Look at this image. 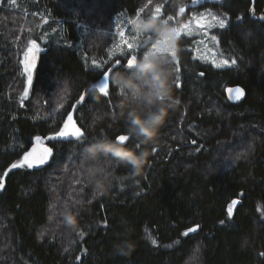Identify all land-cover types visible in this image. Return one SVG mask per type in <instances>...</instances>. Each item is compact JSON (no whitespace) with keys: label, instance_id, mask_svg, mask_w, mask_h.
<instances>
[{"label":"trees","instance_id":"16d2710c","mask_svg":"<svg viewBox=\"0 0 264 264\" xmlns=\"http://www.w3.org/2000/svg\"><path fill=\"white\" fill-rule=\"evenodd\" d=\"M17 1L0 4V264H264V217L257 210L264 206V21L251 17V0L205 3L227 20L210 30L219 56L236 63L204 62L181 36V87L174 84L180 104L155 144L145 146L149 156L139 175L112 160L101 163L113 177L103 195L86 178L79 146L46 137L62 126L60 105L70 111L95 83L92 60L108 59L116 14L134 19L146 0ZM179 2L161 1L162 13L176 14L185 3ZM263 9L264 0H254L253 14ZM45 16L50 21L43 25ZM57 26L42 44L25 96L20 41H41ZM236 84L246 95L230 103L224 89ZM97 92L79 108L89 139L127 134L126 122L108 115L122 95L118 86L111 104L97 103ZM36 136L53 148L55 161L5 176ZM66 205L78 213L75 229L61 223ZM195 225L196 232L182 236ZM145 228L159 244L143 237Z\"/></svg>","mask_w":264,"mask_h":264},{"label":"clouds","instance_id":"9594fccd","mask_svg":"<svg viewBox=\"0 0 264 264\" xmlns=\"http://www.w3.org/2000/svg\"><path fill=\"white\" fill-rule=\"evenodd\" d=\"M136 31H151L160 39V47L175 45L179 51L175 26L163 19L151 15L137 18ZM175 69L169 62L167 55L152 53L151 50L139 56L134 66L129 70H118L112 80L116 82L118 91L123 88V95H119L114 102L115 112L108 115L115 119H122L127 124V135L134 144L119 143L115 138L106 135L92 139L91 143L79 147L82 161L87 167L85 175L98 195L110 191L113 177L107 173L101 163L112 160L131 170V177H135L143 170L149 151L145 146L155 144L161 128L167 122L169 115L180 104L174 88ZM93 99L100 103L102 96L99 92ZM98 120L102 117H97ZM61 223L69 229L77 227L78 213L72 209H64L61 213ZM75 221L70 222V219ZM127 248L131 247L128 242ZM126 247L120 245L121 251Z\"/></svg>","mask_w":264,"mask_h":264},{"label":"snow or ice","instance_id":"6c2138e0","mask_svg":"<svg viewBox=\"0 0 264 264\" xmlns=\"http://www.w3.org/2000/svg\"><path fill=\"white\" fill-rule=\"evenodd\" d=\"M12 3L15 2V0H11ZM193 4L199 3V0H192ZM151 3V0H149V4ZM149 5L146 4L144 7L140 8L137 12L136 19H131L128 21V23L131 25V27L135 30L136 29V20L141 16V14L145 13V9L148 8ZM185 12V7L181 6L179 8V13L177 16L181 13ZM149 16V15H148ZM151 16L163 19L169 24L176 23L179 26H175V32L176 36L178 38L181 37V34L184 33L186 36L191 37L194 34V27L195 30L200 31L201 29L207 30L210 28H213L215 26H218L219 28L223 29L226 27L227 21L224 19H219L215 16V14L208 12V13H192V16L189 18V20L185 23H180L177 19V16L173 15H167L166 17L162 13V5H157L155 8V11L151 14ZM205 16H211L212 22L202 23V20L205 18ZM118 29V35L120 37V43L117 45H114V47L119 49L120 56L117 57L115 52L112 48L108 49L107 55L108 59L101 60L99 63L94 59L92 60V64L95 66L91 75L95 83L92 84V87L87 91V93H80L79 98L75 100V103L71 105L72 111L64 110V105H60L61 111L59 113L60 119L62 120V126L59 127L58 131L53 132L51 135L46 137L47 141L49 143H56L59 142H65V143H74L78 145L80 148H82L85 144L91 143L92 139H89L87 129L83 125L82 120L83 117L79 115V108L83 107L87 102L88 99L91 98V93L95 90H98V92L101 94L102 98L108 103L111 104V101L113 99L112 97V88L117 85L116 82L112 80L113 74L118 70H129L131 69L137 58L144 54V49L142 45H150L151 52L155 54L160 55H167L169 57V62L171 65H175V73L176 79L174 80V84L177 88L181 87V81L179 79V60H178V52L176 50L175 45H172L170 47H160L158 44V41L160 39H167L165 37H158L151 31H136L135 34L131 35L128 39H125V32L120 27V25H117ZM216 37L212 36L211 40L216 41ZM40 51L39 46L37 45L36 41L33 40L31 42V47L28 48V51L24 54L25 60L23 61L25 65V72L27 73V83L29 87L33 85V73L32 69L35 67V61H36V53ZM225 64L228 63V61L224 62ZM232 64H235L236 61L233 59L231 61ZM202 76L203 73H200ZM229 91H235L240 94V96L235 97V99H239L244 95V91L241 88L236 89H230ZM29 92V88L24 89V95L27 96ZM121 94L123 95V88L121 86ZM64 95H68V86H65V93ZM63 99V97H62ZM75 114V117H74ZM66 116V119L64 117ZM79 122V123H78ZM119 143H125L130 144L131 143V137L127 135L126 133H121L114 137ZM35 141L39 142L42 138L37 136L34 138ZM94 139V138H93ZM155 151V148L153 149ZM56 157L53 155V148L52 147H43L40 148L38 145L33 146V148L30 151L24 152L21 159L15 161L10 165V167L6 170L4 173L5 176L8 175L9 172H11L14 169H27L31 170L34 167H41L48 165L49 160L55 161ZM87 178V177H86ZM4 183L3 179L0 178V190H3ZM76 203H79L77 201ZM237 200H233L231 202V205H229L228 208V216L229 219L232 217V205L237 204ZM68 206L66 205L64 209H67ZM51 219V217H49ZM70 222L74 223L75 221H72L71 218ZM221 224H224V221L220 222ZM199 227V225L196 226V228H189L186 232L182 233V236L187 237L189 233L196 231V229ZM82 235V234H81ZM152 243L155 244L156 241L152 240ZM198 251V249H197ZM264 255V254H262Z\"/></svg>","mask_w":264,"mask_h":264},{"label":"rangeland","instance_id":"374dc122","mask_svg":"<svg viewBox=\"0 0 264 264\" xmlns=\"http://www.w3.org/2000/svg\"><path fill=\"white\" fill-rule=\"evenodd\" d=\"M5 1L11 7L12 6L17 7L19 5L17 0H15L14 3H12L11 0H0V4L4 3ZM161 1H164V0H151V3L149 4V0L148 1L146 0L144 4L145 5L148 4L149 7L145 9V13L141 14L140 17L144 18V17H147L148 15H151L155 11L156 6L161 4ZM178 1L185 2L182 4V6L185 7V12L181 13L177 16V14L179 13V10H177L176 11L177 13L173 14V16H177V19L180 23L187 22L189 20V18L192 16V13H201V12H204V13L211 12V13L215 14V16L217 18L226 20L225 16H223V13H221L219 11H217V12L213 11L212 9L208 8L205 4L206 2H214V1H218V0H201V1L199 0V3H197V4H193L192 0H187V1L178 0ZM200 7H203V8H200ZM15 9L16 8H13L12 10H15ZM163 14L165 17L167 16V14H165V13H163ZM44 19H45V21H44L43 25H46L45 23L49 22L50 18L45 16ZM134 19H136V18H134ZM128 21H129V19L124 15L123 12H120V13L116 14V16H115L114 32H115L116 38H115L114 42H112L110 44L109 48L113 49L116 56L121 55L119 52V49L114 47V45H117L120 43V37L118 35L117 25L119 24L120 27L124 30L125 39H128L131 35L135 34V30L131 27V25L128 23ZM207 22L214 23L211 16H205V18L202 20V23H207ZM172 25L177 26V27L179 26L176 23H173ZM226 25H227V23H226ZM193 27H194V34H193V36H191L189 38H190V43L192 46V51H193L195 57H197L198 59H200L204 62L211 63L215 67H225V66L230 65L231 61H229L227 59H223V57L219 56V51H218V48L216 47V41L211 40V37H212V35L210 33L211 28L207 29L206 31L203 29H201L200 31H196L195 30L196 26L193 25ZM215 27H218V26H215ZM57 29H58V26L55 27V30H52L50 32H42L41 33V41H37L35 39H30V36L27 37L26 41H25V39L20 41V42H22L21 47H20V53H21V65L23 67L22 68V74H23V76H25V88L26 87L30 88V87L27 83V73L25 72V65L23 63V61L25 60L24 54L28 51V48L31 47V42L33 40H35L37 45L40 48V51L36 53V55L38 57L39 53L43 50L42 44L44 42L48 41V39L50 38L49 36L57 34L56 33ZM184 35H185L184 33L181 34V36H184ZM142 47L144 49V53L151 50L150 45H146V46L142 45ZM225 61H228V63L225 64L224 63ZM97 63H99V62L97 61ZM34 68L32 69V73H34ZM91 87H92V85H91ZM257 210L260 213V215L262 217H264V206H262L261 203L258 204ZM143 237L146 240H148L150 243H152V240H155L156 241L155 245L159 244L157 242L154 234L148 228L144 229ZM176 244H177V242H172L170 244H166V245H162V246L163 247H172Z\"/></svg>","mask_w":264,"mask_h":264},{"label":"water","instance_id":"95a60500","mask_svg":"<svg viewBox=\"0 0 264 264\" xmlns=\"http://www.w3.org/2000/svg\"><path fill=\"white\" fill-rule=\"evenodd\" d=\"M187 7V6H186ZM253 9H254V0H251V6H250V14H251V17L253 18V19H255V20H257V21H264V9L261 11V13L258 15V16H255L254 14H253ZM36 59H37V55H36ZM36 62V61H35ZM236 88H241V89H243V91H244V95L242 96V97H240L239 99H235V97H237V96H240V94L238 93V92H235V91H229L230 89H236ZM224 94H225V98H226V100L228 101V102H230V103H239V102H241L243 99H244V97H245V95H246V92H245V90H244V88L241 86V85H238V84H236V85H230V86H227L225 89H224ZM70 111H72V108H71V110ZM74 117H75V114H74ZM65 119H66V117H65ZM37 137V136H36ZM39 137H41V136H39ZM42 138V137H41ZM36 145H38L40 148H43V147H51L48 143H46L44 140H43V138L39 141V142H37V141H35V139L33 140V142L31 143V145H30V147L28 148V150L27 151H30L32 148H33V146H36ZM50 161L51 160H49V163H50ZM48 163V164H49ZM45 166H47V165H45ZM45 166H41V167H34L33 169H42L43 167H45ZM196 226L197 225H195V226H193V227H191V228H196ZM198 230V228L196 229V231ZM196 231H194V232H196ZM191 233H193V232H191Z\"/></svg>","mask_w":264,"mask_h":264},{"label":"bare ground","instance_id":"6f19581e","mask_svg":"<svg viewBox=\"0 0 264 264\" xmlns=\"http://www.w3.org/2000/svg\"><path fill=\"white\" fill-rule=\"evenodd\" d=\"M83 28V27H82ZM82 35V34H81ZM82 40V39H81Z\"/></svg>","mask_w":264,"mask_h":264},{"label":"flooded vegetation","instance_id":"af4514ba","mask_svg":"<svg viewBox=\"0 0 264 264\" xmlns=\"http://www.w3.org/2000/svg\"><path fill=\"white\" fill-rule=\"evenodd\" d=\"M36 64V63H35Z\"/></svg>","mask_w":264,"mask_h":264}]
</instances>
